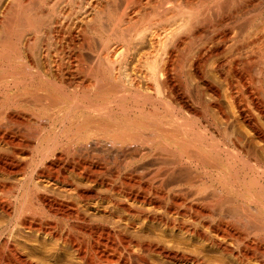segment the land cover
Returning <instances> with one entry per match:
<instances>
[{"label":"bare ground","instance_id":"6f19581e","mask_svg":"<svg viewBox=\"0 0 264 264\" xmlns=\"http://www.w3.org/2000/svg\"><path fill=\"white\" fill-rule=\"evenodd\" d=\"M71 1L0 0V264H264V0Z\"/></svg>","mask_w":264,"mask_h":264},{"label":"rangeland","instance_id":"374dc122","mask_svg":"<svg viewBox=\"0 0 264 264\" xmlns=\"http://www.w3.org/2000/svg\"><path fill=\"white\" fill-rule=\"evenodd\" d=\"M72 1H73V0H72ZM72 1H71V2H72ZM74 1H75V3L77 4V1H76V0H74ZM74 1H73V2H74ZM80 1H81V0H80ZM80 1H79V2H80ZM96 1H97L98 3H100V1H102V0H83V1H81L82 4H83V2H84L83 5L86 7V8L84 7L85 9L89 8L87 14H85V15H84V13H83V12H85V11H81V13H78V14H77L76 12H77L78 9H79L78 12H80V9H81V8H79L80 6H79L78 4H77L78 6H76L75 3L72 5V4H70L71 2H69V4H67V5H68V6H67L68 8H67V7L65 8L66 11L68 12L69 10H71V12H72V10H74L75 8H76V9L74 10L75 12H73V14H74L73 17L70 16V15H72V13H71L70 11H69L68 13L66 12V13H67L66 15L68 16V14L70 13V14H69L70 19L73 20V23H74L75 25H77V26H78V25L81 26V25H83V24L85 25V22H88V21H89L91 15L93 16V15H95L96 12H97L96 10H97V7H98V6H96V5H97V2H96ZM73 2H72V3H73ZM79 2H78V3H79ZM93 2H94V3H93ZM95 2H96V3H95ZM89 3H91V4H89ZM92 3H93V6H91V8H90V6H88V5H92ZM95 4H96V5H95ZM74 5L76 6L75 8H74V7H71V8L69 9V6H74ZM94 5H95L96 7H94ZM77 7H78V8H77ZM92 7H93V8H92ZM94 8H95V10H94ZM67 9H69V10H67ZM92 9H93L94 11H93ZM89 10H92L93 13H95V14H93L92 11H89ZM90 12H91V13H90ZM88 13H89V14H88ZM76 14H77V15H76ZM73 18H74V19H73ZM86 19H87V21H85ZM72 20H70V21H72ZM77 23H78V24H77ZM76 31H79V29H77ZM240 87H241V85H240ZM240 89H241V91H243V90H245V87L242 86V88H240ZM222 98H223V97H222ZM221 101H223V99H221ZM223 102H224V101H223ZM198 104H199V105H198ZM201 104H202V103H199V102H198V103H197V102H193L191 105L195 106V108H194L193 106H190V107H189V108H190V109H189L190 112L193 113V115L197 116V119H201V118H202V120H204L205 122H208V123L211 122V125H213V123H215V120H213V118H215V117H213L214 112H213L212 107H207L206 105H203V104H202V106H201ZM224 104H225L224 107H226V109H227V106H226L227 104H226L225 102L223 103V105H224ZM203 106H206V108L203 107ZM194 109H195V110H194ZM192 110H193V112H192ZM227 110H228V109H227ZM194 112L197 113V114H195ZM195 116H194V117H195ZM208 116H209L210 118H209ZM212 117H213V118H212ZM195 118H196V117H195ZM212 120H213V121H212ZM213 127H214V125H213ZM218 133H221V132H218Z\"/></svg>","mask_w":264,"mask_h":264}]
</instances>
